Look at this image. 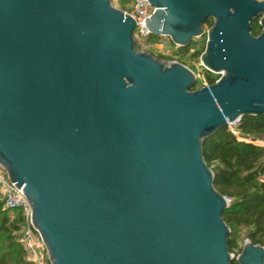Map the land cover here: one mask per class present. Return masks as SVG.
Here are the masks:
<instances>
[{
	"label": "water",
	"instance_id": "1",
	"mask_svg": "<svg viewBox=\"0 0 264 264\" xmlns=\"http://www.w3.org/2000/svg\"><path fill=\"white\" fill-rule=\"evenodd\" d=\"M148 2L151 36H206L214 84L192 91L189 68L137 51L113 0H0V167L50 264H233L203 144L264 117V0Z\"/></svg>",
	"mask_w": 264,
	"mask_h": 264
},
{
	"label": "trees",
	"instance_id": "2",
	"mask_svg": "<svg viewBox=\"0 0 264 264\" xmlns=\"http://www.w3.org/2000/svg\"><path fill=\"white\" fill-rule=\"evenodd\" d=\"M212 24L206 22L209 28ZM251 27L257 37L261 33L259 22L254 21ZM191 46L179 48V54L186 56ZM204 50L192 58L201 56ZM205 77L210 85L219 78L210 73ZM197 86L192 91L198 90ZM237 133L239 138L226 127L203 144L204 161L215 178L214 188L230 201L222 217L230 229L228 246L234 256L242 251L237 248L240 234L253 245L264 247V146L256 144V137L264 135V117L242 118ZM25 226L23 213L5 209L0 201V264H32L20 241Z\"/></svg>",
	"mask_w": 264,
	"mask_h": 264
},
{
	"label": "built area",
	"instance_id": "3",
	"mask_svg": "<svg viewBox=\"0 0 264 264\" xmlns=\"http://www.w3.org/2000/svg\"><path fill=\"white\" fill-rule=\"evenodd\" d=\"M120 10L123 14L129 15L136 24L133 36L137 51L149 53L154 58L162 61L180 63L189 68L196 75L197 79L201 78L203 80V87H209L205 77L207 72L201 64L200 68L197 69L196 66H193L192 64L190 65L186 62L187 55L165 54L159 45H153V43L150 42L151 35L145 26V20L150 19L155 10L150 6L148 0H134L131 11ZM178 49L179 48H176V51ZM241 120L242 119H238L234 123L227 124V129L236 137H238L237 128L240 125ZM14 185L15 184L9 182L5 172L0 167V201L4 203L5 209L20 210L23 213L26 226L21 234L20 241L28 253V261L32 264H50L44 243L39 233L31 224L30 206L28 205L22 190H18ZM226 201L229 205L230 201L228 199H226Z\"/></svg>",
	"mask_w": 264,
	"mask_h": 264
},
{
	"label": "rangeland",
	"instance_id": "4",
	"mask_svg": "<svg viewBox=\"0 0 264 264\" xmlns=\"http://www.w3.org/2000/svg\"><path fill=\"white\" fill-rule=\"evenodd\" d=\"M133 2L134 0H113V5L118 8V9H123L124 11H131L133 8ZM205 30L207 31L209 29L208 26L204 27ZM206 41L207 38L206 37H202L200 39H196L193 40L192 46H191V51H189V53L187 54V58H186V62L189 63L190 65L192 64L193 66H196L197 69L200 68V56L196 57V58H192V55L197 54V52H201L203 47L205 48L206 45ZM150 42L153 43V45H159V47L162 49V51L165 54H179V50L176 51V46H174L168 39L166 38H156L151 36L150 38ZM186 50V49H184ZM207 81V80H206ZM198 83V88L200 89L201 87H203V80L201 78H199L197 80ZM207 84L210 86V84L207 81ZM264 137V135H259L256 137L257 142L259 145H264V143H262L260 140H262V138ZM249 242L246 239V236L244 234H240L238 236V241H237V248L240 250H242L243 246L245 243ZM234 260L233 263H236V259L238 257L237 255H233Z\"/></svg>",
	"mask_w": 264,
	"mask_h": 264
},
{
	"label": "flooded vegetation",
	"instance_id": "5",
	"mask_svg": "<svg viewBox=\"0 0 264 264\" xmlns=\"http://www.w3.org/2000/svg\"><path fill=\"white\" fill-rule=\"evenodd\" d=\"M177 48V47H176Z\"/></svg>",
	"mask_w": 264,
	"mask_h": 264
}]
</instances>
